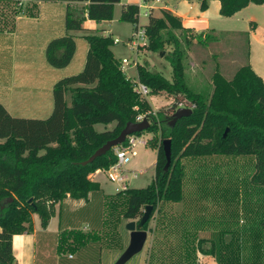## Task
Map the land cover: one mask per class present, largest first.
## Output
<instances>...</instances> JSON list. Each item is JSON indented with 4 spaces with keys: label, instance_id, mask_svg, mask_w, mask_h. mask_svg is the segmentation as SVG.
<instances>
[{
    "label": "trees",
    "instance_id": "obj_1",
    "mask_svg": "<svg viewBox=\"0 0 264 264\" xmlns=\"http://www.w3.org/2000/svg\"><path fill=\"white\" fill-rule=\"evenodd\" d=\"M30 1L65 2L70 5L87 3L80 13L73 9L75 6L66 8L65 34L52 39L45 48V58L51 67L63 69L70 64L76 50L73 33H83L88 50L82 71L53 85V108L46 119L13 117L0 104V172L10 179L15 180V176L19 179L13 190L0 185V264H17L12 252V238L32 232L30 213L37 214L41 226L46 227L52 217V211L45 209L47 201L59 205L65 199L87 202L90 193L100 192V185L91 181L89 176L98 170L105 171L115 163L114 150L85 166L81 163L107 141L116 138L127 123H136L139 116L150 123L145 132L153 137L147 145L149 141L156 144L154 175L146 188L125 190L124 220L140 219L144 208L152 206L150 219L143 228L146 230L160 204L182 201L184 174L181 159L184 157L252 155L254 171L250 185L257 190L264 189L263 80L248 63L229 79L219 71V65H215L208 90H194L186 78L189 48L194 43L207 47L218 41L216 36L194 34L166 9H161L160 17L149 15L147 24L143 25L149 50L158 51L165 43L173 48L167 57L172 68V81L150 71L147 64L137 68L138 82L144 84L150 94L165 92L172 98L168 107L153 113L148 101L135 92V82L126 77L121 63L115 59L111 50L114 39L83 27L86 20L111 21L114 6L121 0ZM193 1L200 3L202 11L207 8L208 1L219 2L222 17H232L249 4L264 6V0ZM19 2L17 0L15 7L10 8V13L14 12L15 16L19 13L18 8H22ZM120 21L133 24L136 33L139 7L124 5ZM173 30H184L187 35L180 40ZM212 57L215 58L214 55ZM67 94L71 99L69 106L65 99ZM179 103L192 108V114L177 120L171 127L169 123ZM110 124H114L112 130L97 132L94 129L96 125ZM164 140L171 141V162L167 171H164ZM1 173L0 178L3 177ZM221 224L224 226L225 222ZM89 240L94 238L78 237L70 230L61 232L59 252L64 254L66 250H71L76 253ZM184 240L183 254L189 261L196 252L192 247L194 239L190 242V236H185ZM202 244L203 240H198L196 244L201 254H214L219 264H230V259L220 252L227 251L230 257L233 254L232 243L219 246V252L215 246L204 251Z\"/></svg>",
    "mask_w": 264,
    "mask_h": 264
},
{
    "label": "rangeland",
    "instance_id": "obj_2",
    "mask_svg": "<svg viewBox=\"0 0 264 264\" xmlns=\"http://www.w3.org/2000/svg\"><path fill=\"white\" fill-rule=\"evenodd\" d=\"M126 1H130L129 5L139 6L140 3V0H122L123 3ZM149 5L156 8V10H152L155 16L160 17L161 6H166L164 8L172 9L180 15L186 25L190 20L192 21L191 27H197L202 29L200 31H204L202 23H204L203 20H207L210 30H214L212 32L207 29L202 33L216 36L217 42H213L207 47H201L194 43L187 51L186 78L190 87L196 91L208 90L211 84L210 74L215 65L218 64L219 71L229 79L241 66L249 64V53L252 55L257 52L262 53L259 42L263 36L262 31L264 33L263 5L252 4L234 17L219 15L217 1H209L208 8L203 11L200 9V3L193 0H163L162 4L151 2ZM25 6L18 8L19 13L16 16L14 12L10 13V8L0 9V32L5 29H15L17 32L13 37L0 35V62L2 63L0 82L15 83L17 81L16 85H18L20 81L17 80V77L22 73L14 71V68L10 69L11 60L16 64V62L29 63L28 60L31 59L30 61L36 64L34 70L31 71L30 68H27L23 75L29 81L40 78L42 93L46 92L47 101L52 109V86L49 83L54 74L56 75L55 82L63 75L77 74L80 63L84 62L88 44L83 38V33H73L76 51L71 63L65 67L66 69L51 67L46 63L45 48H43V44H40L39 23L31 22L33 11L29 12ZM73 9L80 13L84 8L76 5ZM120 11L121 6L115 5L111 22L93 21L90 29L101 35H108V31H112V38L118 39L119 43L114 44L111 50L120 63L123 59L127 60L126 65L121 64L123 65L122 70L132 82L138 81L137 68L144 64L148 65L150 71L159 73L166 80L172 81V68L167 61V57L173 49L172 45L165 43L161 49L153 52L148 48L149 42L146 37L139 45L135 46L132 41H129L135 36L134 25L120 21ZM145 11V8L139 10L140 26L146 25L148 22V18L143 15ZM31 13L32 15H29ZM23 16L28 17V20L25 18L24 21L19 22L20 25H17L16 19ZM53 19L55 25L62 23L59 11L54 13ZM251 30L254 33H250ZM173 33L180 40L187 35L184 30H173ZM161 53H163L162 56H160ZM213 55L215 58L212 57ZM5 62L6 68H3ZM9 70L14 73L9 74ZM16 74L18 75L17 79L14 78ZM13 92H11L12 95H14ZM65 99L69 106L71 104L70 95L67 94ZM145 99L150 104L153 113L168 107L172 102V98L165 92L149 94ZM38 103L43 104V99L38 98ZM46 117L44 116V118ZM32 118L34 117L30 116L26 119ZM112 126L110 124V127H107L112 130ZM104 127V125H96L94 129L97 132H102L105 131ZM141 135L146 140H151L153 137L151 133L145 131ZM134 150L136 155L130 159L125 168L136 174V177H129L127 187L128 189H143L151 183L154 175L156 144L154 141H149L146 147L138 145ZM181 163L184 174L182 194L186 206L183 208L182 204L177 203V207L171 210L168 208L170 203L160 204L159 215L154 217L146 228L148 236L143 250L126 264H154L156 259L159 262L155 264H184L186 262L219 264V260L214 254L207 257L198 256L195 258V263H193V257L189 261L185 260L182 249L184 248L182 245L184 244V233L187 231L191 233L192 229L204 227L199 215L201 218L212 215L211 221L209 220L212 230H208L210 235L202 233L198 239H208V242L217 250L219 246H227L232 243L231 252L233 254H230V257L227 251L220 252L230 259V264H264V189L257 190L250 185L254 171V157L252 155L184 157L181 159ZM1 175L3 177L0 178V185L8 186L13 190L19 181L18 177L15 176V182L13 179L9 180L10 177L6 174L1 173ZM96 179L100 180L104 187L100 192L90 194L85 210L81 212L84 220L78 221L77 217L70 218L77 221L70 226V231L75 236L93 237L94 240L86 242L87 244L80 249L79 254L66 250L65 256L62 258L66 262L73 263L84 260L86 264H115L128 246L129 233L125 229L127 221L123 219L127 202L125 190L120 191V194L115 192V186L107 180L103 170L96 175ZM58 206L60 205L53 201L45 203V209L52 211V216H56V219L52 221L55 230L58 226V215L56 214ZM29 217L32 228L34 222L41 223L37 214L30 213ZM138 220L139 218L134 221ZM221 222H225V225L223 226ZM193 239L195 240L190 236V242ZM100 241H103L102 246L98 245L101 244ZM206 246L209 247L207 244ZM102 248L105 253L100 255L99 252L102 251ZM69 255L72 256V259L69 258ZM99 258L100 263L93 262L95 259L99 261Z\"/></svg>",
    "mask_w": 264,
    "mask_h": 264
},
{
    "label": "crops",
    "instance_id": "obj_3",
    "mask_svg": "<svg viewBox=\"0 0 264 264\" xmlns=\"http://www.w3.org/2000/svg\"><path fill=\"white\" fill-rule=\"evenodd\" d=\"M16 1L17 0H0V9L7 8V7L12 9L13 7H15L14 3ZM19 1H20L18 3L19 6L23 7L24 5H26L25 6L26 10H28L29 12L33 11V15H32V13L29 15H32L31 22H36L37 24L39 23L38 34H40V36H41V43L40 44L41 45L43 44V48H46L47 44L52 39L61 37L65 34L64 15H65L66 8L68 6H76V5L85 6V5H87V3H76V4L70 5V4L65 3V2H44V1L33 2L30 0H19ZM128 2H130V1H126L125 3H123L121 0L120 3H118V5H120L121 9H122V7L124 5H129ZM162 3H163V0H159V3H154V4L159 5ZM250 5H252V4H249L248 6H250ZM164 7H166V6H164ZM164 7L161 6L162 9H166V10L170 11L173 15L177 16L181 20L184 28L190 29V30L194 31L195 33L206 32L207 29L209 31L214 32V30H210L211 28H209V22L207 20H203L204 23H202V24L204 26V28H203L204 31H200L202 29L197 28V27H191L192 25L190 23H192V21H190V20L187 21L188 24L186 25L183 22V18L180 15H178L174 10L169 9V8H164ZM219 7H220V5H219ZM207 8H208V5H207ZM246 8H244L243 10H245ZM152 10H156V8L154 9V7L151 6V9H150V14L155 16V14H153L154 12ZM56 11H59V15L61 14V17H62V23L60 25H58V24L55 25V21L53 19V15ZM241 11H239L238 13L233 15L232 17L238 15ZM218 13H219V8H218ZM27 15H28V13H27ZM25 18H27V20H28V17H24V16L17 18L16 19L17 25H20L19 22L24 21ZM92 22L93 21L86 20L83 24V27L85 29L91 30L90 28L92 27ZM109 22H111V21H109ZM43 25H45V26H43ZM207 26H208V28H207ZM108 32H109L108 35L111 36L112 31L110 30ZM16 33L17 32L15 29H7V30L5 29V30H3V32H0V35L4 36V37H13ZM250 33H254V32L251 30ZM262 35L263 36L260 38V42H259V44L261 45L260 50L262 51V53L257 52L258 55H256L257 53L256 54L254 53V55H252V53L251 54L249 53V59L248 60H249V64H250L251 69L264 82V33H263V31H262ZM114 40H118V39H114ZM117 43H119V40ZM114 44H116V43H114ZM75 45H76V42H75ZM87 50H88V48H87ZM87 50H86V53H87ZM7 51H8V49H7ZM12 56H13V54H12ZM12 59H13V57H12ZM85 59H86V54H85ZM85 59H84V62L82 61V63H80V67L76 73H79L80 71H82L84 63H85ZM30 60H28L29 63L16 62V64H14L13 60H11V63L9 65L10 69L14 68V71H16L18 73H22L21 75L19 74L20 76H18L17 74L14 75L15 76L14 78L15 79L18 78L17 80H19L20 82L18 85H16L17 81L15 83H12L10 81L9 82H0V85H1L0 86V103H2V105L7 110V112L13 117L17 116V118H20V117L27 118V117L33 116L34 118H39L40 120H42L44 118V116L48 117L51 114L52 109H51V105L49 106V103L47 101L48 97H47L46 92L43 91V93H42V88L40 86L41 85L40 84L41 83L40 78H34V79H31V81H29L23 75V74H25V71H27V68H30L32 71V70H34V67L36 66V64L32 63ZM0 68H2L1 62H0ZM3 68H6V62H5V66ZM12 72L13 71L9 70V74L14 73V72L13 73ZM32 74H33V72H32ZM72 75L73 74H71V75L69 74L66 76L63 75L62 78L69 77ZM16 76H18V77L16 78ZM21 77H23V78H21ZM55 78H56V75L54 74L53 79L49 83L50 86H52V87L56 83ZM62 78H60V79H62ZM7 84H9V86H6ZM34 84H36V85H34ZM12 91H14L13 92L14 95L11 94ZM17 92H20V93L16 94ZM35 92L38 93V97H37V93H35ZM51 96H52V93H51ZM9 98H11V99H9ZM38 98L43 99L44 103L43 104L38 103ZM52 105H53V99H52ZM42 114L44 116H39ZM34 118H32V119H34ZM46 118H44V119H46ZM112 125H113L112 127H114V124H112ZM107 126L110 127V125H107ZM107 126L104 127V130H111ZM211 157H213V156H211ZM100 172H101V170L96 171L94 174L89 176V179L93 182H97L100 185V189L103 190V187H104L103 184L100 182V180L96 179V175H98ZM9 180H11V179H9ZM90 194H89L88 198H90V196H91ZM185 202H186L185 198H183L182 201L179 202V205L182 204V206L184 208L186 206ZM86 204L87 203L84 200L65 199L62 202V204L57 207L56 214L58 215V218H57V225L58 226L56 227V230H55V226H52V221L56 219V216H52L51 219L48 221V224L46 227H42L41 223L36 224L34 222L33 229H32L31 233L14 235L12 238V252H13V256H14L17 264H86V263H84V260L76 261L73 263L66 262L65 260H62V258L65 256V254L59 252V246H60L59 236H60L61 232L69 231L71 224H74L75 222H77L76 219L78 221L84 220V218L82 219V213L81 212L83 210H85ZM163 204H165V203H163ZM169 205L170 206H168V208L172 210L175 207H177L176 205H178V204L177 203H170ZM160 208H161V205L155 211L151 220L154 217L159 215V212L161 211ZM172 213H173V211H172ZM71 217H77V218L76 219H70ZM199 217H200L199 219H201V221H202L201 223L204 224V227L203 226L197 227L195 229H192L191 233H189V231L184 233V237L185 236H191L192 238H195L194 242L192 243V244H194V245H192V247L196 251L195 255L192 256L193 257V263H195V261H196L195 258L196 257L198 258V256H203V257L212 256V255L201 254L200 251L197 249V246H196L198 240H203L202 250L208 251L212 248L213 245H211L210 242H208V239H203V238L198 239V236L200 237V234H202V233L203 234H209L208 230H210V231L212 230V224L210 223V221H211L210 217H212V215L208 216L207 218L204 217L206 220L204 218H201L200 215H199ZM128 222L129 221H127V223ZM147 236H148V234H147ZM100 242H101V244H98V245L102 246L103 241H100ZM183 242H184V244H182V245L184 246L185 240H183ZM206 244L209 247H207ZM79 252H80V250H78L75 254H79ZM104 253H105V250L102 248V251H100L99 254L102 255ZM196 254H197V256H196ZM70 257L72 259L71 255H69V258ZM95 260H93V262H99V263L101 262L100 258L98 259L99 261H97V260L95 261ZM154 261H155L154 264L159 262L158 259H156Z\"/></svg>",
    "mask_w": 264,
    "mask_h": 264
},
{
    "label": "water",
    "instance_id": "obj_4",
    "mask_svg": "<svg viewBox=\"0 0 264 264\" xmlns=\"http://www.w3.org/2000/svg\"><path fill=\"white\" fill-rule=\"evenodd\" d=\"M162 55L163 53L160 54V56ZM191 114L192 111L190 109L179 108L172 115V120L169 125L173 127L177 120L188 117ZM149 127L150 123L146 118H143L140 122L127 123L116 138L107 141L104 145L98 148L86 161L82 162L81 165L85 166L94 162L95 159L104 156L111 149H115L122 145L125 142L126 137L147 131ZM226 134L227 130L224 132L223 136L225 137ZM162 147L166 160L164 171H167L171 162V141L164 140L162 142ZM10 201L12 200L10 199ZM152 210V206H146L141 218L138 221H130L126 224L125 229L129 233V243L125 251L115 262V264H126L130 259H132L142 251L147 240V231L143 228L149 221Z\"/></svg>",
    "mask_w": 264,
    "mask_h": 264
},
{
    "label": "built area",
    "instance_id": "obj_5",
    "mask_svg": "<svg viewBox=\"0 0 264 264\" xmlns=\"http://www.w3.org/2000/svg\"><path fill=\"white\" fill-rule=\"evenodd\" d=\"M159 3V0H153L150 2H145L143 0L140 1L139 10L141 8H145L146 11L143 13L144 17H149L151 6L149 3ZM146 38L145 30L143 26H140L138 23V29L135 33L132 41V44L137 46L139 45L144 39ZM118 40H114V43H117ZM121 64L126 65L127 60L123 59ZM122 65V66H123ZM135 92L139 94L141 97L146 98L150 94V90L144 85L139 83L138 81L135 83ZM185 108V109H192L185 103H179L177 105V109ZM144 117L139 116L136 121L140 122ZM148 140L143 139L142 135L133 134L126 137L125 142L120 145L119 147L114 149V155L116 157V161L113 165H111L107 170L104 171L106 174L107 180L115 186V192H120L127 190L129 177L133 176L136 177V174L131 173L130 171L126 170V165L130 162V159L136 155L135 148L139 145L142 147L147 146Z\"/></svg>",
    "mask_w": 264,
    "mask_h": 264
}]
</instances>
